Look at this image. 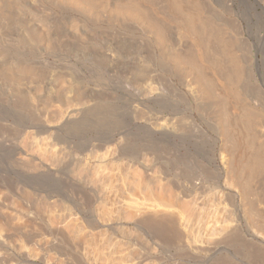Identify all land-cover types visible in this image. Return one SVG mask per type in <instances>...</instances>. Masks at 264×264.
<instances>
[{
	"label": "rangeland",
	"instance_id": "1",
	"mask_svg": "<svg viewBox=\"0 0 264 264\" xmlns=\"http://www.w3.org/2000/svg\"><path fill=\"white\" fill-rule=\"evenodd\" d=\"M26 1H29V6L31 5V7L26 9L28 11L23 10L24 12H22V14L25 13L23 16L30 18L26 19L24 23H19V26H10L14 28L17 27L16 29H18V27L22 28V31L19 29V32H17L18 30H12V28L9 27L10 29L8 28V32L6 26L4 28V35L6 34V36L3 37V40L0 39V51H2L0 52L2 54H0V59L3 58V55H6L5 57H8L9 60L11 59L10 61L14 62V64L11 62L14 66V68L11 67L14 72L9 71L14 75L9 73L11 76L9 77L7 76L9 75L8 73H4L3 71L0 72V186H3L2 181H4V178L15 183H20L27 179L31 181L35 180L33 182L38 186L41 192L43 191L41 196L43 195V199L45 200H40V204L29 211V209L27 210V205L24 204L25 202L21 200L22 197L25 196H22L24 191L22 189H19L22 190L19 191L18 188L20 187L18 185L16 188L17 190L15 189V191L12 192L4 186L5 189L0 187V189H2L0 190V195L2 197H0V201L4 199L1 202L11 207L19 208V211H21L20 209L23 211V213L20 212L22 214L18 216V214H15V211L13 212L12 208H4V206L2 208L0 206V209H3L1 210L2 213L11 221L9 226H5L3 224L4 219L0 215V235H3V244L5 243V245H7V247L3 245V247L0 248V264H46L42 263L39 259L38 254L41 251L39 247L41 244L46 247L48 245L49 248L47 247V249L51 253L52 251L49 250V245L51 243H64L60 241L61 233L68 236V242L71 245V249L73 248V253H75L76 248H83L82 246L88 244L89 241L93 242L92 239L88 241L90 237H85L87 238V241H85L86 239H83L84 237L81 235L75 236V234L81 233L78 232V230L83 228L89 230V225H91V223L92 226H97L98 230L107 233L105 239L108 240V234H110V238H112V231L107 227L106 223L108 221H104L106 218H104V214H102L104 212L102 204L100 205L99 203L101 202H96V200L94 202V198H92L88 186L91 182H97L95 186H97V190L101 192L100 184L102 180H109L107 179L108 177L110 179L120 178L118 174L120 170L118 169L117 171V167L120 169L122 168L121 170L124 172V174H122L123 178H131L132 180L139 181L141 177H139V169H141L139 166L142 164L150 165L149 171H152V174L150 172L145 177L146 179L148 178L147 180L149 183L151 182L150 184H152V187L156 188L157 192L160 191L159 187H161V191H164V193H167V191H165L167 187L168 192L174 190L173 192L183 196L180 205L184 204L181 207L184 210L182 211V209L179 208L180 212L185 213L184 216L187 217L191 214L188 220L187 217L183 215H176V218H173L175 219V223L174 220L171 222L170 219L172 218L168 217V214H165L163 218L168 217L165 219H167V221L170 220V223L168 222L169 225L175 224V227L167 225V222L165 223L166 225H164L167 227L169 226V228L171 227L170 230L172 234L175 233V236L173 235L171 239L169 236L167 239L168 242L170 240L168 243L169 247H166L167 244H165V246L164 244L157 246L145 236L143 238L141 233V236H139V232L136 231V227L134 229L133 224L126 225V228L124 227L125 230H123L125 232H122L123 235H129L128 237H131L135 241L136 238L139 237L137 238V242L139 243L136 242L135 248L132 247V250L134 249L132 253L135 251V254H138V252H142L147 248L149 258L143 264H219L217 259L225 255L232 258L237 256L236 261L239 264H249L250 262H252V264H264V171H259L257 170V166L256 168L253 166L254 163V165H258L254 160L261 155L260 153H264V0H198L199 6L196 5V0H189L190 3L187 1V8H189V11H186L187 13L183 11L184 9L186 10V7L183 6V4L186 5V0H181V2H179L180 0H176L171 4L168 3V5L167 2L165 3V0H162L163 4L160 3L161 0H151V3H149L150 0H89V2L88 0H84V3L82 2L83 0H78L80 1L79 3L77 0H72L71 3L68 2V0H52V3H54V1L57 3L58 1L57 5L56 3H54V5L48 2L49 0H33L35 1L34 3H32V0V2L30 0ZM121 1L124 3L122 9ZM166 1L171 2L169 0ZM182 1L183 4L181 5L183 9H181L180 4L178 5V3H182ZM62 2L63 4L66 2V4L63 5ZM80 3H82L81 5L83 8ZM126 3L127 6L135 4L133 6L135 11L132 7L124 6ZM175 3L178 5L176 8ZM65 6L67 8H65ZM136 6L140 8V11L135 14V12H137L136 10H138ZM168 6L169 8L173 6L174 9L171 7L172 9L170 8V11L169 8H167ZM55 7L58 8L56 9ZM117 7L119 8L117 9ZM127 8L132 9L131 11H134V13L132 12L134 15H131V11ZM159 8L160 10H158ZM194 8H196V10ZM29 9L30 13H32L31 10H34V13H32L34 15L29 14ZM89 9H91V12ZM120 9L121 11L123 9L126 11L128 10V12H122H125L124 14L128 13L129 15L120 14ZM193 9L194 14L201 13L203 18L200 15H196L197 17H194L195 15H192L193 17L190 15L193 18L190 17L192 20L189 18L192 24L196 18L194 25H199L197 19L198 16H200L202 19L199 17L200 20H198L200 22L204 21L202 25L212 28V30L209 28L211 36L209 32H207L209 36L205 33L208 31V28H204L206 31L202 32L209 37H202L203 41L201 44L203 43L202 46H204L202 47V51L207 48L204 45L207 43L204 39L208 38L207 40L210 41V46L208 42L207 44L209 47L205 50L208 51L210 49L209 54L203 52L204 55L205 53L207 54V58L203 57L204 55H202V57L199 56L198 52L199 49L201 50V44L199 46L195 45V40L192 38L193 36L187 35L184 37V35H186L183 31V27L186 25L184 19H186L185 17H187L189 12V14H193ZM168 11H170V13ZM143 12L147 14V17L143 15ZM157 12L159 14H157ZM175 12L177 15L181 13L182 15L179 14L181 17L179 15L177 17V15L174 14ZM42 13L44 16H41L43 15ZM152 13H154V16ZM54 14L56 17L59 15L57 18L62 17L63 19L61 18V20L64 22L71 18L68 22H65L68 28H62V30H66V32L63 31V33L66 34H62L64 39L62 35H60L58 39L57 36H52L54 39L58 40L56 41L57 46L61 40V43H64L61 45L62 47L60 46L61 48L57 47L52 50V52L54 51L53 53L56 54H53L51 51L50 53L46 52V45H44L45 43L41 40H39L41 42L34 41L35 43L31 44V46H33L29 48V44L24 43L19 35H15L20 32L23 33L24 30L28 31V29L31 31V24L40 21L39 18L45 17L47 19V17L50 18L53 15L52 19H54ZM148 14H151L150 17ZM184 14H186V16ZM36 15H38V18ZM64 16H67L66 18L68 19ZM158 16L161 17L159 18ZM169 16H171L172 19ZM153 17L156 20L165 19V22L161 20L156 21ZM178 18H180V20ZM148 19L150 23L147 21ZM152 19L154 22L150 21ZM177 19L179 20L177 22L182 24L181 26L176 23ZM189 19L188 22L190 21ZM28 21L32 22L30 26ZM73 21L75 24L72 23ZM159 21L163 23L162 25L160 24L162 26V28L160 26V29L164 32L162 33L161 31L164 36L162 38H165V42L162 38L160 39L157 37L158 34H152L153 30V33L157 31L156 26L158 25L155 24ZM181 21L185 24L184 26ZM26 22L28 23L26 24ZM195 22H197V24H195ZM70 24L74 26V28H72ZM46 26L49 27L48 24H45L44 29L47 28ZM203 26L200 25L197 27H200L202 31ZM153 27H155V29ZM181 27L182 29L180 30L179 28ZM75 28L79 30L75 32ZM200 28L196 29V33L200 31ZM72 29L74 31H72ZM198 29L199 31H197ZM179 31H182L181 33L183 34ZM200 32L196 35L202 34ZM95 33L98 37L100 34V37L98 38ZM76 34L81 37L79 38ZM92 35L97 38L94 39ZM210 37H213V40H210ZM54 39L52 43H54ZM65 42L67 43L65 44ZM191 43L196 49L193 48ZM67 44H70L71 52L67 50L66 47H63ZM67 48H69L68 45ZM75 48H77V50ZM58 49L59 51L57 52L56 50ZM3 52H6V54H3ZM190 54L195 57L193 63L199 61L196 63L201 64V61L210 68L208 67V69H205V66L203 68V64L201 66H196L195 63L192 69V64L190 65V63H192L191 58L193 57ZM182 57L185 58L182 60ZM210 57H213V59L215 58V63L213 65L212 63L214 61L212 58L210 59ZM174 58H176L177 61H175ZM179 58L182 61L186 59L185 62L187 63H182ZM187 58L189 60L191 59L190 63L187 61ZM203 58L207 60L205 59V61ZM1 60L3 61V59ZM9 60H5V62H10ZM208 62L212 63L208 64ZM17 63L20 65H16ZM216 63L217 67L214 68ZM187 64L191 66V69ZM1 65L0 63V67ZM128 66H130V68ZM218 66H221V68ZM233 66H236L237 70L235 69L236 67ZM218 68H220V70ZM16 69H18V71ZM231 69H233L235 76H239L235 77L234 81V74L231 73V76L229 74L232 78L230 81H232V84L234 83L233 85L236 88L232 86L231 83L230 85L229 79L228 82L227 76L226 78L224 76L227 71L232 72ZM19 70L22 73L19 72ZM24 71L26 72L23 73ZM218 71L221 73H218ZM234 71L240 72L236 74ZM17 72L18 74L21 73L20 76H23L21 78L17 77V75H15ZM197 74L198 76L199 74L201 75L200 79ZM218 74L224 77L221 78ZM195 76L196 80L199 79L201 81L202 78L206 83L205 85L203 81L200 82L199 80L197 82L198 86L200 83H203L202 85L205 86L203 87L206 88V95H200L202 92L197 90L198 88L196 87L198 86L196 85ZM193 79L195 81H193ZM226 83L229 85L228 88L230 86L232 87V89L229 88V91H227ZM207 89H209V92ZM230 90H233L234 95L229 93ZM234 91L240 93L238 94ZM197 92L200 93L198 94ZM236 94L240 99L238 97H232ZM252 96L257 99H253ZM236 98H238V100ZM252 99L255 100V103L256 101L258 103L252 105ZM247 105L249 106L247 107ZM73 110H75V112ZM71 111L74 112V114L71 113ZM245 112L248 113L246 114ZM243 113L244 116L246 114V117L242 116ZM250 117H253L252 123L254 124L251 126ZM243 118L246 121L243 120ZM242 120L244 121L243 123ZM247 120L250 122L248 126H246ZM32 133L34 138L32 137ZM229 138H236L240 143L237 142L234 148L230 145L231 142ZM24 142H30L31 144H25ZM33 142L34 145L32 146ZM13 144L18 145V151H23V147H19V145L21 146L22 144H24L22 146L25 147L29 144L33 149L35 148V152L33 151L35 153L34 157H36L34 161L31 163L21 159L23 157L20 154L21 151L18 153L20 155H18V151L12 147ZM236 147H238V149H236ZM25 149L31 152L33 150L31 147H26L24 150ZM256 149L260 151L259 154H256L258 152H256ZM238 152L240 157L242 155L241 158ZM236 154H238L240 158L239 161ZM253 154L254 156L251 157ZM102 156L104 157L103 159L100 158ZM248 158L251 162H254L252 165L251 162L248 161ZM97 159L98 161H102L100 162L102 164L100 168L97 166L100 164H97ZM226 159L232 160L234 164L236 160L241 162L239 164H241V167L244 166L243 170L245 176H248L247 174L253 171L252 168H254V171L256 169L255 172H252L253 175L257 171L263 173H256L254 175L255 177L253 176V180L251 177L252 173L249 174L250 176H248V178L244 176L246 178L245 180L244 177H241L246 183L244 184L242 181L241 188L247 186L249 189L250 187L248 185L253 182V186L251 185L253 190L247 189L248 191H253V193H247L249 197L246 196L247 194L243 197H240V195L237 196V189L233 185H231L232 187L228 185V183L231 184L232 181L230 172L232 174L234 164ZM243 160L244 162H242ZM256 161L259 162L258 160ZM223 162L225 164H223ZM93 164L95 165V170L99 168L98 173L94 171ZM230 165L233 167L232 169H230ZM107 167H109L110 170ZM111 167H115L114 170L117 171L116 174L118 175L112 174L115 171L111 173V170H113ZM241 167L240 170L242 171ZM245 167L248 173L245 171ZM134 168L138 170L134 171ZM250 168L251 170H249ZM241 171L239 172L243 175ZM136 172L138 174H135ZM168 172L170 173L168 174ZM149 174H151L152 177ZM153 174L156 175L154 176ZM136 175H138L139 178ZM93 177H96V180ZM249 178L250 180L248 181ZM80 179L86 182V185ZM88 180L90 182H88ZM97 180H99V183ZM74 181H81L83 187L85 185V189L82 191L86 192L81 191L79 194L83 193L82 195H76L75 191L72 190V186H70ZM158 182H162V185L158 184ZM214 182L226 187L225 190L223 189L224 192H221L220 195H217L219 193L217 191L218 189L214 187ZM63 191H65L68 197L73 194L75 197H83L82 202H84V204L82 203V206L84 210H82L83 208L81 206L80 214L74 208L73 210L76 214L78 213V215L74 214L71 215L73 216L71 217L69 214H66L68 212L62 206L66 201L61 195L64 193ZM72 191H74L73 194ZM68 192L71 194L69 195ZM47 194H51L50 196L52 198L46 200ZM55 196L56 198H54ZM244 197H246V200ZM193 200H198V202L201 201V210L198 209L201 206L195 207L193 205ZM41 201H43V205ZM46 201H48V203ZM247 201L249 207H252L250 209L251 211L248 209V205L246 206ZM86 202L88 205H86ZM219 202H221V204ZM223 206H228L227 208L230 209V213L232 211L231 214L233 216L229 211L227 213V210ZM186 207L187 209H185ZM89 209L93 211L91 212ZM187 210H191L188 215L186 212ZM248 210L250 212H248ZM32 211L33 214L30 215ZM245 211L247 214L251 213L250 219V215H244V213H246ZM58 214H62L63 216H58ZM64 214L68 217L66 215V217H64ZM28 216L31 217L29 218ZM191 216L193 219H190ZM229 216L235 220L230 224L231 227L230 225L226 227V221L231 219ZM55 217H61L62 219L57 218L59 219L57 220ZM53 218L56 219V223H53L55 222ZM94 218L96 221H99L93 222L92 219ZM101 219H103L104 222ZM52 220L53 222H51ZM252 222L254 225H252ZM16 226H20L21 228L19 227L18 229L22 231H19ZM46 227L54 228L53 230L58 233L56 232L53 236L47 235ZM129 227H132V229ZM74 229L76 231H74ZM233 229H239L238 231L236 230L237 233L239 232L238 237L240 238L236 239L239 244L230 237V231H234ZM106 230L111 232L108 233ZM133 230L138 233H134ZM73 232L75 234H73ZM4 235L5 238L3 239ZM78 236L82 238L80 239ZM57 237H59V239ZM98 237H100V240L97 238V242L103 243L105 239L101 236ZM8 238L10 239V243L7 241L9 240ZM240 239L241 241L239 242ZM43 240H45V242H43ZM172 241L173 243L170 244ZM39 244L40 246H38ZM69 244L67 243V245ZM228 245L230 248H228ZM142 248L144 249L142 250ZM53 252L50 255L53 256ZM99 262L97 261V264H99ZM52 263L68 264L65 261L60 262L55 259Z\"/></svg>",
	"mask_w": 264,
	"mask_h": 264
},
{
	"label": "bare ground",
	"instance_id": "2",
	"mask_svg": "<svg viewBox=\"0 0 264 264\" xmlns=\"http://www.w3.org/2000/svg\"><path fill=\"white\" fill-rule=\"evenodd\" d=\"M31 1V0H30ZM33 1V0H32ZM31 1V2H32ZM56 1V0H55ZM54 1V3H56ZM60 1H63V0H60ZM65 1V0H64ZM67 1V0H66ZM92 1V0H91ZM135 1V0H134ZM138 1V0H137ZM149 1V0H148ZM154 1V0H153ZM152 1V2H153ZM157 1V0H156ZM169 1H171V2H168V1H166L165 0V3L167 2V5H168V3H172V2H174V1H176V0H169ZM184 1V0H183ZM183 1H182V3H178V5L180 4H183ZM187 1H189V0H186L185 1V4L186 5H184L183 4V6H185L186 7V10L184 9L183 11L184 12H188L189 11V8H187L188 7V4H187ZM191 1V0H190ZM190 1L188 2V3H190ZM193 1V0H192ZM198 0H196V2L195 3H197L196 5H198V2H197ZM35 1H33L32 3H34ZM48 2H53L52 0L50 1H48ZM68 2H72V0L70 1V0H68ZM75 2V1H74ZM77 2L79 3L80 1H78L77 0ZM76 2V3H77ZM83 3H84V0L82 1ZM88 2H89V0H88ZM87 2V3H88ZM123 1H121L120 3H122ZM179 2H181V0L179 1ZM54 3H52V4H54ZM91 3V2H90ZM136 3V2H135ZM138 3H140V2H138ZM149 3H151V0H150V2ZM160 3H162L163 4V2H162V0H161V2ZM194 3V2H193ZM200 3V2H199ZM37 4V3H36ZM51 4V5H52ZM58 4V1H57V3H56V5ZM60 4V3H59ZM62 4H63V2H62ZM61 4V5H62ZM66 4V2L63 4V5H65ZM82 3H80V5H81ZM123 4L124 3H122V7L120 6V5H118V6H120L121 7V9L123 8ZM129 4H131V3H129ZM128 4V5H129ZM148 4V3H147ZM154 4V3H153ZM33 5V4H32ZM55 5V4H54ZM61 5H59V6H61ZM68 5V4H67ZM66 5V6H67ZM72 5H73V3H72ZM71 5V6H72ZM86 5V4H85ZM91 5V4H90ZM95 5V4H94ZM132 5V4H131ZM131 5H129V6H127V3L124 5V6H126V7H132L133 8V6L135 5V4H133L132 6ZM146 5V4H145ZM165 5V4H164ZM166 5V6H167ZM173 5H174V3H173ZM178 5H177V3H175V8H176V6L178 7ZM193 5V4H192ZM192 5H191V7H192ZM34 6V5H33ZM58 6V7H59ZM65 6V8H67ZM76 6V5H75ZM82 6V5H81ZM80 6V7H81ZM88 6V5H87ZM138 6V5H137ZM137 6H136V9H138V10H136L137 12H135V14L136 13H139V9L140 8H137ZM153 6V5H152ZM156 6V5H155ZM160 6V5H159ZM182 5H181V9H183L182 7H183ZM195 6V5H194ZM199 6V5H198ZM29 7H31V5L29 6V1H26V0H0V39L1 40H3V37L4 36H6V34L4 35V33H5V31H4V28L7 26V30H8V28L10 27V26H19V23H24V21H26V19H29L30 17H24L23 15L25 14H22V12H24L23 10H25V11H28V10H26V9H28ZM43 7V6H42ZM47 7V6H46ZM58 7H55L56 9L58 8ZM62 7H64V6H62ZM70 7V6H69ZM73 7V6H72ZM78 7V6H77ZM77 7H76V9H77ZM93 7V6H92ZM91 7V8H92ZM102 7V6H101ZM157 7V6H156ZM164 7V6H163ZM171 7H173V6H171ZM170 7V8H171ZM82 8H83V6H82ZM84 8H86V7H84ZM97 8V7H96ZM119 7H117V9H118ZM147 8V7H146ZM167 8H169V6L167 7ZM170 8H169V10H170ZM196 8H198V7H196ZM196 8H194L195 10H196ZM32 9V8H31ZM50 9V8H49ZM74 9V8H73ZM80 9V8H79ZM87 9V8H86ZM86 9H84V10H86ZM121 9L119 10V13L121 14H124L122 11H126L125 9H123L122 11H121ZM127 9H129V8H127ZM155 9V8H154ZM172 9V8H171ZM173 9H174V7H173ZM180 9V11L183 13V11ZM188 9V10H187ZM194 9H193V11H192V13L193 14H187V17H188V15H189V17L187 18V17H185L186 16V14H184L183 16L186 18V19H184L185 20V22H186V25L183 23V21H181L182 23H183V31L186 33V35H184V37L185 36H187V35H190V36H193L192 38L195 40V45H197V46H199L200 44H201V42L203 41V38L202 37H208L209 35L211 36V31H209V28L208 27H205V25L203 26L202 24H204L202 21V23L199 21L200 19H199V17L201 16V13L200 14H194ZM60 10H61V8H60ZM72 10V9H71ZM88 10V9H87ZM91 9H89V11H90ZM130 11L132 10V9H129ZM133 10H134V8H133ZM141 10H143V9H141ZM151 10V9H150ZM158 10H160V8L158 9ZM198 10V9H197ZM32 11V13H34V10H31ZM52 11V10H51ZM63 11V10H62ZM129 11V12H130ZM135 11V10H134ZM134 11H131L130 12V14L131 15H134V14H132V12L134 13ZM171 11V10H170ZM170 11H168L169 13H170ZM179 11V12H180ZM36 12V11H35ZM57 12V11H56ZM61 12V11H60ZM88 12V11H87ZM91 12V11H90ZM118 12V11H117ZM126 12H128V10L126 11ZM145 12V11H144ZM143 12V15H146L145 17H147V14H145ZM159 12V11H158ZM157 12V14H159V13H161V12H159L158 13ZM167 12V13H168ZM186 12V13H187ZM202 12V11H201ZM32 13H30V9H29V14H32ZM141 13V12H140ZM163 13V12H162ZM168 13V14H169ZM197 13V12H196ZM28 14V15H29ZM38 14V13H37ZM43 14V13H42ZM86 14V13H85ZM128 13H126V14H124V15H127ZM154 13H152V15H153ZM164 14H166V13H164ZM163 14V15H164ZM167 14V15H168ZM171 14H172V12H171ZM175 15H177V13L175 12L174 13ZM173 14V15H174ZM182 15L181 13H178V15ZM204 14V13H203ZM32 15H34V14H32ZM45 15H47V14H45ZM63 15V14H62ZM61 15V16H62ZM94 15V14H93ZM97 15V14H96ZM129 15V14H128ZM130 15V16H131ZM149 15V14H148ZM151 15V14H150ZM150 15H149V17H150ZM156 15V14H155ZM170 15V14H169ZM178 15H177V17H178ZM179 15V16H180ZM192 15H195L194 17H197L196 15H200V16H198V19H197V21L199 22L198 24L199 25H197V26H203V29H202V31H201V28L200 27H197V26H195L194 25V21H195V19H194V21H193V24H192V22H191V20L193 19L191 16ZM37 16V18H38V15H36ZM40 16V15H39ZM41 16H44V14L43 15H41ZM40 16V17H41ZM49 16H50V14H49ZM53 16V15H52ZM52 16L50 17L51 19H52ZM54 16H55V14H54ZM59 16V15H58ZM57 16V17H58ZM154 16V15H153ZM172 16V15H171ZM171 16H169L170 18H171ZM33 17H35V16H33ZM56 16H55V18L54 19H50V18H48L47 17V19L45 18V17H42V18H39L40 19V21H37V23H32V22H29V26H30V23H32L31 24V26H30V28H32V30L30 31V29H28V31L26 30H24V32L23 33H18V34H15V35H19V37L24 41V43H27V44H29L28 46H29V48H30V46H31V44L32 43H35L36 41H38V42H41V41H43L44 43V45H46L45 46V51L46 52H49L50 53V51L52 52V50H54V49H56L57 47H60L61 45H63L64 43H61L62 42V40H61V42L59 43V45L57 46V43H56V41H58V40H56V39H54L53 37H56L57 36V39L60 37V35H62V34H64L63 33V31L64 32H66V30H62V28L63 29H65V27H67L68 25L67 24H65V22H68V20H70V19H68V18H66L65 16V18L66 19H68V20H66L65 22L63 21V20H61V18L62 17H59V18H57ZM131 17H133V16H131ZM136 17V16H135ZM143 17V16H142ZM159 17V16H158ZM161 17V16H160ZM159 17V18H160ZM181 17V16H180ZM192 19H191V18ZM202 18H203V16H201ZM200 17V18H201ZM144 18V17H143ZM152 18V17H151ZM163 18V17H162ZM191 20H190V19ZM201 18V19H202ZM36 19V18H35ZM49 19V20H48ZM63 19V18H62ZM73 19V18H72ZM147 19V18H146ZM153 19H154V17H153ZM153 19L152 20H150L151 22H154L153 21ZM164 19V18H163ZM172 19V18H171ZM170 19V20H171ZM174 19V18H173ZM179 20H180V18H178ZM176 20V23H178L177 21H179V20ZM182 19H183V17H182ZM188 19L190 20L189 22H188ZM205 19V18H204ZM203 19V20H204ZM31 20H32V18H31ZM36 20H38V19H36ZM144 20V19H143ZM154 20H156V19H154ZM158 20H161V19H157L156 21H158ZM165 20V19H164ZM164 20H161L162 22L164 21ZM187 20V21H186ZM205 20H207V19H205ZM146 21V20H145ZM148 22H149V19L147 20ZM161 21H159V22H161ZM175 21V20H174ZM210 21V20H209ZM28 22H26V24L28 23ZM41 24H39V23ZM77 22V21H76ZM158 22V23H159ZM156 23L155 25H158L159 26V28H158V26H156L157 28H156V32L155 33H153L154 32V30H153V32H152V34H158L157 35V37L158 38H162V37H164L163 35H162V33H164L161 29H160V26L163 24V23ZM165 22V21H164ZM16 23H18V24H16ZM71 23V22H70ZM73 24H75L74 23V21L72 22ZM150 23V22H149ZM148 23V24H149ZM26 24H24V25H26ZM43 24V25H42ZM45 24H48V26L49 27H47L46 29H44L45 28ZM78 24V23H77ZM76 24V25H77ZM147 24V23H146ZM151 24H153V23H151ZM150 24V25H151ZM161 24V25H160ZM178 24H180V22L178 23ZM195 24H197V22H195ZM206 24V23H205ZM211 24V23H210ZM21 25V24H20ZM71 25V24H70ZM81 25V24H80ZM108 25V24H107ZM154 25V24H153ZM164 25H165V23H164ZM175 25V24H174ZM182 24H180V26H181ZM28 26V27H29ZM42 26H43V28H42ZM72 26V25H71ZM70 26V27H71ZM149 26V25H148ZM168 26H170V25H168ZM168 26H166V27H168ZM177 26V25H176ZM22 27V26H21ZM52 27V28H51ZM69 27V28H70ZM77 27H78V25H77ZM80 27V26H79ZM179 27V26H178ZM196 27V28H195ZM10 28H12V30H14V29H16V28H14V27H10ZM9 28V29H10ZM68 28V27H67ZM72 28H74V26H72ZM154 29H155V27H153ZM161 28H162V26H161ZM197 28H200V31H199V29L197 30V31H199L200 33H202V32H205L206 31V29H204V28H208V31H206L205 33H207V32H209L210 34L208 35V33L206 34V35H208V36H206L205 35V33H202V34H200V35H196V34H198V33H196V29ZM19 29L21 30L22 28H19L18 27V29H16V31L17 32H19ZM25 29V28H24ZM149 29H150V27H149ZM160 29V30H159ZM180 30L182 29V27L181 28H179ZM211 30H212V28H210ZM68 30H70V29H68ZM67 30V31H68ZM79 30V29H78ZM78 30H76V28H75V32L76 31H78ZM89 30V29H88ZM151 30V29H150ZM164 30H165V27H164ZM204 30V31H203ZM11 31V30H10ZM22 31V30H21ZM72 31H74L73 29H72ZM81 31V30H80ZM103 31V30H102ZM116 31V30H115ZM161 31H162V33H161ZM7 32V31H6ZM8 32H9V30H8ZM14 32V31H13ZM12 32V33H13ZM62 32V33H61ZM180 32V31H179ZM182 32V31H181ZM180 32V33H181ZM73 33V32H72ZM99 33V32H98ZM97 33V34H98ZM216 33V32H215ZM7 34H9V33H7ZM14 34V33H13ZM66 34V33H65ZM64 34V35H65ZM93 34V33H92ZM119 34V33H118ZM167 34V33H166ZM165 34V35H166ZM181 34H183V33H181ZM10 35V34H9ZM8 35V36H9ZM12 35V34H11ZM77 36H78V34H76ZM75 35V36H76ZM95 35H96V33H95ZM112 35V34H111ZM213 35V34H212ZM218 35V34H217ZM14 36V35H13ZM13 36H11V37H13ZM53 36V37H52ZM87 36V35H86ZM92 36H94V35H92ZM97 36V35H96ZM153 36V35H152ZM155 36V35H154ZM215 36V35H214ZM219 36V35H218ZM64 36L62 35V38H63ZM79 37V36H78ZM81 37V36H80ZM79 37V38H80ZM98 37V36H97ZM97 37H95L94 36V39L95 38H97ZM99 37H100V34H99ZM98 37V38H99ZM19 38V39H20ZM76 38V37H75ZM189 38V37H188ZM209 38V37H208ZM208 38H206V39H204L205 40V42H209V46H210V41H208L207 39ZM216 38V37H215ZM214 38V39H215ZM218 38V37H217ZM18 39V38H17ZM16 39V40H17ZM53 39H54V43H52L53 42ZM64 39V38H63ZM78 39V38H77ZM127 39V38H126ZM159 39V40H160ZM163 39V38H162ZM165 39V38H164ZM163 39V41L165 42V40ZM191 39V38H190ZM213 40V37L211 38L210 37V40ZM220 39V38H219ZM218 39V40H219ZM22 40H21V42H22ZM39 40H41V41H39ZM79 40V39H78ZM109 40V39H108ZM218 40H215V41H218ZM20 41V40H19ZM35 41V42H34ZM59 41H60V39H59ZM75 41V40H74ZM158 41V40H157ZM163 41H160V42H163ZM219 41H221V40H219ZM18 42V41H17ZM64 42V41H63ZM67 42H69V41H67ZM67 42H65V44L67 43ZM81 42V41H80ZM163 42V43H164ZM192 42V41H191ZM70 43V42H69ZM162 43V44H163ZM193 43V42H192ZM191 43V44H192ZM204 44L205 45V47H209L208 46V44ZM223 43V42H222ZM42 44V45H43ZM166 44V43H165ZM213 44H214V41H213ZM215 44H216V42H215ZM229 44V43H228ZM13 45V44H12ZM22 45V44H21ZM26 45V44H25ZM24 45V46H25ZM35 45V44H34ZM39 45V44H38ZM67 45L69 46V48H67ZM66 46L64 45L63 47H66V49L67 50H69L70 51V44H67ZM77 45V44H76ZM80 45V44H79ZM106 45V44H105ZM114 45V44H113ZM118 45V44H117ZM133 45V44H132ZM157 45H158V43H157ZM161 45V44H160ZM203 45V43L200 45L201 46V50L199 49V52H198V54H199V56H201L202 57V55H204L203 54V52H207L208 54H209V50L208 51H205L206 49H204V51H202V47H204V46H202ZM217 45V44H216ZM218 45H220V44H218ZM230 45V44H229ZM33 46V45H32ZM31 46V47H32ZM36 46V45H35ZM110 46V45H109ZM192 46H193V44H192ZM44 47V46H43ZM62 47V46H61ZM60 47V48H61ZM74 47V46H73ZM132 47V46H131ZM36 48V47H35ZM88 48V47H87ZM112 48V47H111ZM130 48V47H129ZM193 48H195L194 46H193ZM4 49V48H3ZM2 49V50H3ZM62 49H64V48H62ZM76 50H77V48H75ZM114 49V48H113ZM196 49V48H195ZM195 49H193V50H195ZM8 50V49H7ZM71 50H73V49H71ZM193 50H192V52H193ZM6 51V50H5ZM57 52L59 51V49L58 50H56ZM55 51V52H56ZM63 51V50H62ZM62 51H61V53H62ZM66 51V50H65ZM103 51H104V49H103ZM196 51V50H195ZM0 52H2V51H0ZM54 52V51H53ZM52 52V53H53ZM68 52V51H67ZM71 52V51H70ZM73 52V51H72ZM78 52H80V51H78ZM188 52H191V51H188ZM187 52V53H188ZM64 53V52H63ZM94 53V52H93ZM194 53V52H193ZM192 53V54H193ZM1 54V53H0ZM3 54H6V52L4 53L3 52ZM53 54H56V53H53ZM52 54V55H53ZM75 54V53H74ZM80 54V53H79ZM92 54V53H91ZM192 54H190L191 56H192ZM195 54H197V53H195ZM2 55V54H1ZM46 55V54H45ZM48 55V54H47ZM85 55H86V53H85ZM176 55V54H175ZM181 55V54H180ZM188 55V54H187ZM194 55V54H193ZM206 53H205V55L203 56V57H206ZM6 55H3V58H1V59H3V61L0 59V63L2 64L1 65V67L2 66H5V67H0L1 69H0V72L1 71H3L4 73H11V72H9V71H13V69L11 68V67H13L14 68V66H13V64H14V62L13 61H10L9 59H8V57H5ZM73 56V55H72ZM77 56H78V54H77ZM80 56V55H79ZM82 56V55H81ZM92 56V55H91ZM181 56H183V55H181ZM181 56H179V57H181ZM195 56H197V55H195ZM208 56H211V55H208ZM1 57V56H0ZM75 57V56H74ZM83 57V56H82ZM186 57V56H185ZM185 57H182V60H183V58H185ZM188 57H190V56H188ZM193 57V56H192ZM6 58V59H5ZM28 58V57H27ZM26 58V59H27ZM194 58L195 57H193V58H191L192 59V61H191V59L189 60L188 58V62L190 63V61L192 62V63H190V65L192 66V69H193V65L197 62H199V61H196L195 63H193V61H195L194 60ZM207 58V57H206ZM206 58H203V60H205ZM213 59V57H210V59ZM9 60L10 62H5V60ZM81 59V58H80ZM175 59V61H177L176 60V58H174ZM180 59V58H179ZM198 59V58H197ZM209 59V60H210ZM215 59V58H214ZM214 59H213V61H214ZM47 60V59H46ZM181 60V59H180ZM179 60V61H180ZM181 60V61H182ZM207 60V59H206ZM205 60V61H206ZM208 60V61H209ZM178 61V62H179ZM185 61H186V59H185ZM185 61H182V63H187V62H185ZM212 61V60H211ZM3 62V63H2ZM5 62V63H4ZM11 62H13V64L11 63ZM27 62V61H26ZM36 62V61H35ZM178 62H177V64H178ZM47 63V62H46ZM181 63V62H180ZM181 63V64H182ZM188 63V64H189ZM196 63V66L197 65H202L203 63L200 61V63L201 64H197ZM210 63H212V62H208V64H210ZM215 63V61L212 63V65ZM29 64V63H28ZM34 64V63H33ZM103 64V63H102ZM187 64V65H188ZM220 64V63H219ZM16 65H20V64H16ZM30 65V64H29ZM29 65H27L28 67H30ZM190 65H188V67L190 66ZM216 66L214 67V68H216L217 67V63L215 64ZM191 66H190V69H191ZM204 66H205V69L207 68L208 69V67L206 66V65H204L203 64V68H204ZM238 66V65H237ZM240 66V65H239ZM16 67V66H15ZM21 67V66H20ZM19 67V68H20ZM33 67V66H32ZM129 68H130V66H128ZM195 67V66H194ZM212 67V68H213ZM218 67H220L221 68V66H218ZM233 67H236V66H233ZM16 68H18V67H16ZM31 68V67H30ZM38 68V67H37ZM186 68V67H185ZM201 69H203L202 67H200ZM210 68V67H209ZM220 68H218L219 70H220ZM12 69V70H11ZM190 69H188V70H190ZM217 69V70H218ZM230 69V68H229ZM236 70H237V67L235 68ZM241 69V68H240ZM239 69V70H240ZM17 71H18V69H16ZM15 70V71H16ZM22 70V69H21ZM30 70V69H29ZM43 70V69H42ZM45 70V69H44ZM187 70V69H186ZM214 70H216V69H214ZM222 71H224L223 69H221ZM232 70V72H230V71H227V73H225V78H226V76H227V81H228V79H229V81L230 80H232V78L230 77L231 76V73H233V69H231ZM235 70V71H236ZM192 71V70H191ZM234 71V72H235ZM2 72V73H3ZM14 72V71H13ZM19 72H21L20 70H19ZM26 71H24L23 73H25ZM217 72V71H216ZM225 72V71H224ZM230 72V73H229ZM237 72H240V71H237ZM237 72H235L236 74H237ZM22 73V72H21ZM21 73H19L18 74V72H17V74L15 73V75H17V77H22V76H20V74ZM41 73V72H40ZM49 73V72H48ZM218 73H221L220 71H218ZM242 73V72H241ZM1 74V73H0ZM13 73H11V75H12ZM32 74V73H31ZM33 74H35V73H33ZM217 74V73H216ZM229 74H230V76H229ZM234 74V73H233ZM240 74V73H239ZM14 75V74H13ZM19 75V76H18ZM218 75H220V74H218ZM7 76H9V77H11L10 76V74L9 75H7ZM28 76V75H27ZM41 76V75H40ZM39 76V77H40ZM46 76V75H45ZM49 76V75H48ZM197 76H198V74H197ZM200 74H199V79H200ZM221 76V75H220ZM223 75L221 76V78H223L224 77ZM234 76V78H233V80L235 79V77H239V76H235V74L233 75ZM8 77V78H9ZM34 77H35V75H34ZM37 77V76H36ZM229 77V78H228ZM16 78V77H15ZM15 78H12V79H15ZM194 78V77H193ZM220 78V79H221ZM231 78V79H230ZM199 79H197L196 80V76H195V80H196V85H197V82H198V80ZM35 80V79H34ZM194 79H193V81H195ZM224 80V79H223ZM226 80V79H225ZM237 80V79H236ZM17 81V80H16ZM200 81V80H199ZM203 81V79L201 78V81L200 82H202ZM228 81V82H229ZM235 81V80H234ZM233 81V82H234ZM51 82V81H50ZM204 82V81H203ZM223 82H225V81H223ZM205 83V82H204ZM232 84V81H230L229 82V84ZM239 83V82H238ZM51 84V83H50ZM199 84V83H198ZM203 83H200L199 84V86L198 87H196V88H198L197 90L198 91H200V92H202V93H200V92H197L198 94L200 93V95L201 94H205L206 93V88H204L205 86L204 85H202ZM230 84V85H231ZM234 84V83H233ZM232 84V86H234ZM236 84V83H235ZM29 85V84H28ZM205 85H206V83H205ZM226 88L228 89L227 91H229V88H231L232 89V87L230 86L229 88H228V83H226ZM204 86V87H203ZM237 86V85H236ZM235 87V86H234ZM196 88H194V89H196ZM208 88V87H207ZM210 88V87H209ZM236 88V87H235ZM21 89V88H20ZM223 89V88H222ZM221 89V90H222ZM259 90V89H258ZM207 91L209 92V89H207ZM223 91H224V89H223ZM235 91H237V90H235ZM234 91V92H235ZM238 91H240V90H238ZM22 92V91H21ZM210 92H211V90H210ZM221 92V91H220ZM196 93V92H195ZM222 93V92H221ZM231 95H234L233 94V90H230V92H229ZM235 93H240V92H235ZM247 93V92H246ZM210 94V93H209ZM209 94H207V95H209ZM17 95H18V93H17ZM26 95V94H25ZM28 95V94H27ZM200 95H199V97H200ZM206 95V94H205ZM204 95V96H205ZM250 95V94H249ZM203 96V97H204ZM233 98L234 97H238L239 98V96H237V94L235 95V96H232ZM241 97V96H240ZM253 97V96H252ZM251 97V98H252ZM238 98H236L237 100H238ZM250 98V99H251ZM240 99V98H239ZM253 99H257L256 97L254 98L253 97ZM251 100L252 102H253V104L252 105H254V103H255V100ZM245 100V99H244ZM19 101V100H18ZM22 101V100H21ZM250 101V102H251ZM48 102V101H47ZM239 102V101H238ZM244 102V101H243ZM249 102V103H250ZM248 103V102H247ZM256 103H258L257 101H256ZM255 103V104H256ZM261 103H262V101H261ZM20 104V103H19ZM21 105V104H20ZM246 105V104H245ZM249 105H247V107H248ZM251 108V107H250ZM245 109V108H244ZM248 110V109H247ZM74 112H75V110H73ZM249 111V110H248ZM74 112H72L71 111V113H73L74 114ZM78 112V111H77ZM256 112V111H255ZM246 113V112H245ZM248 113V112H247ZM246 113V114H247ZM253 113V112H252ZM246 114H245V116H244V113L242 114V116H244V117H246ZM250 114V113H249ZM255 114V113H254ZM69 115H72V114H69ZM253 115V114H252ZM247 116H250V115H247ZM69 117V116H68ZM67 117V118H68ZM33 118V117H32ZM242 118V117H241ZM249 118V117H248ZM253 118V117H252ZM252 118L250 117V119H251V124H250V126L253 124L252 123ZM247 119V118H246ZM243 120H245L244 118H243ZM242 120V123L244 122ZM249 120V119H248ZM248 120H247V122H246V126H248L249 125V123L250 122H248ZM246 121V120H245ZM244 125V124H243ZM254 125V124H253ZM256 125V124H255ZM249 126V127H250ZM257 126V125H256ZM4 128V127H3ZM248 128V127H247ZM251 128V127H250ZM245 129H246V127H245ZM249 129V128H248ZM253 129V128H252ZM249 131V130H248ZM252 131V130H251ZM29 134V133H28ZM254 134V133H253ZM29 136H30V134H29ZM23 137V136H22ZM25 137V136H24ZM32 137H33V133H32ZM232 137H233V135H232ZM27 138H29V137H27ZM34 138V137H33ZM32 138V139H33ZM36 138V137H35ZM30 139H31V137H30ZM29 140V139H28ZM34 140H36V139H34ZM229 140H230V142H231V144L230 145H232V147H234L235 148V146H236V144H237V142L238 143H240L239 141H237L236 140V138H229ZM30 141V140H29ZM33 141V140H32ZM1 143V142H0ZM23 143V142H22ZM25 144L26 143H30V142H24ZM36 143H37V141H36ZM31 144V143H30ZM4 145V144H3ZM22 145H24V144H22ZM20 146L19 145V147H23V151H18L19 149H18V145H12V147L15 149V150H17L18 152H17V154L20 152V154H21V156H23L21 159H24V160H26L25 162H33L34 161V158H36V157H34V155H35V148L33 149V145H34V142H33V144H32V146H29V144H28V146H26V147H31L33 150H32V152L34 153H32L31 151H28V149H25L24 150V148H26L25 146ZM238 147H240V146H238ZM238 147H236V149H238ZM255 151V150H254ZM258 151V152H257ZM256 154H259L260 153V151L258 150V149H256ZM20 154H18V155H20ZM238 154H239V152H238ZM238 154H236L237 155V157H238ZM261 155H259V157L258 158H256L255 160H254V162H256V164L258 163V165H254L255 163L254 162H251L250 160H249V158H248V161H250L251 162V165L253 164V166H254V168H256V166H257V170H259V171H264V153H260ZM37 155L39 156V154H38V152H37ZM37 156V157H38ZM104 156V155H103ZM100 157V158H104V157ZM234 156H235V154H234ZM233 156V157H234ZM254 156V154L251 156V157H253ZM261 156V157H260ZM239 157H240V154H239ZM238 157V158H239ZM241 157H242V155H241ZM240 157V158H241ZM251 157H250V159H251ZM99 158V159H100ZM235 158V157H234ZM237 158V159H238ZM240 158L238 159V161L240 160ZM254 159V158H253ZM23 160V161H24ZM91 160V159H90ZM118 160V159H117ZM227 160V159H226ZM252 160V159H251ZM256 160H258L259 162H257ZM44 161V160H43ZM223 161V160H222ZM225 161V160H224ZM227 161H230V160H227ZM237 160H236V162H235V164H234V162H232V160L230 161L231 163H233L234 164V168L230 165L229 167H231L230 169H232V174H231V172H230V175H232L231 176V179H232V181H231V184H229L228 183V185L229 186H231V185H233L236 189H237V196H239L240 195V197H243V196H245V194H247L248 192V194H250L251 192L253 193V191H248V190H253V185H252V183H251V181H250V185H248L250 188L248 189V187L246 186V185H244V184H246L245 182H244V180L246 179V178H248V176H250L249 174L250 173H252L253 171H254V168H252L253 169V171H251L250 173H248V171H246V167H245V171L248 173L247 175L248 176H245V174H244V170H243V168H244V166L243 167H241L240 165L241 164H239V163H241V162H238ZM247 161V162H248ZM100 162H102V161H98V159H97V164L98 163H100ZM238 162V163H237ZM242 162H244V160L242 161ZM246 162V163H247ZM45 163V162H44ZM147 163V162H146ZM90 164V163H89ZM150 164V163H149ZM223 164H225L224 162H223ZM228 164H229V162H228ZM94 165V164H93ZM92 165V166H93ZM95 165H96V163H95ZM95 165H94V167H93V169L95 168ZM101 165V166H100ZM118 165V164H117ZM120 165V164H119ZM227 165V164H226ZM245 166H247L246 164H244ZM248 165H250V164H248ZM250 165V166H251ZM44 166V165H43ZM97 166H99V168L100 167H102V164L100 163L99 165H97ZM115 166V165H114ZM133 166V165H132ZM150 166V165H149ZM149 166L148 165H146V164H142L141 166H139L141 169H139V171H137V172H139L140 174H139V177L141 178H139L138 177V175H136L138 178H139V181H137V180H132L131 178H129V179H125V178H123L122 177V174H124V172L120 169V168H118L117 167V171H118V169L120 170V171H118V174L120 175V178H117V179H110L109 177L107 178V179H109V180H102V183L100 184L101 186V192H99L98 190H97V186H95L96 185V177H93L94 179H92L93 181H95L96 183H94V182H91L90 184H89V186H88V190H89V192H90V194L92 195V198H94V202H95V200H96V202L97 201H99V202H101V203H99L100 205L102 204V209L104 210V212L102 213V214H104V218H106V219H104V221L106 220V221H108V222H106L107 223V227L112 231V233H111V235L113 236L112 238H110L111 236H110V234H108L109 235V237H108V240L107 239H105V235H107V233H104V232H102L101 230H98L97 229V226L96 227H94V226H92V223H91V225H89V230H86L85 228H83V229H81V230H78V232H81V233H79V234H75L74 232H73V234H75V236L76 235H81L82 237H84L83 239H86L85 241H87V238L88 237H90V239H88V241L89 240H93V242H91V241H89L88 242V244H85V245H83L82 247L83 248H81V247H78V248H76V252L75 253H73V251H72V249H71V245L69 244V242H68V236L67 235H65V234H63V233H61V235H60V241H62V242H64V243H62V244H55V242L54 243H51L49 246H50V249L49 250H51L54 254H53V256L52 255H50V254H52V252L50 253L49 251H48V249H47V247H48V245H47V247L44 245H42L41 244V246H40V244L38 245V246H40L39 248V250H41L40 251V253L38 254L39 255V259L42 261V263H46V264H53L52 263V261L55 259L56 261H60V262H62V261H65V262H67L68 264H89V263H91V264H97V261L99 262V264H143L144 262H146L147 261V259L149 258V252L147 251V248H146V250L144 249V248H142V252H138V254H135V251L132 253V251L134 250H132V247L133 248H135V245L137 244V243H139V242H137V238H139V237H137L136 238V241L134 240V239H132L131 237H128L129 235H127V236H125V235H123L122 234V232L124 233L125 231V229H124V227L126 228V225H130V224H133V226H134V229H135V227H136V231H138L139 232V236H141V235H143V238H144V236L147 238V239H149L153 244H155V245H157V246H161V245H163L164 244V246H165V244H167V246L166 247H169L168 245V243L170 242V240H169V242H168V238H169V236H170V239H171V237H173V235L175 234H172L171 233V227L169 228V226H171V225H169V223H170V220H171V222H173L172 220H174V223H175V219H173V218H176V215L178 216H181V215H183L184 216V214L185 213H182V212H180V209H182L181 207L184 205H180V202H181V200H182V198H183V196H180L178 193H176V192H173L172 190H170L169 192H168V190H167V187H166V190L165 191H167V193L165 192L164 193V191H161V187H159L160 188V191L159 192H157L156 190V188H154V187H152V184H150L149 182H148V178L146 179V177L145 176H147L148 175V173H150L151 172V174H152V171H149L150 169H149ZM225 166V165H224ZM47 167V166H46ZM120 167H121V165H120ZM138 167V168H139ZM157 167V166H156ZM226 167V166H225ZM240 167H241V169H242V171L240 170ZM249 167V166H248ZM43 168V167H42ZM99 168L97 169V170H95L94 169V171H97V173L99 172L98 170H99ZM109 170H110V168L109 167H107ZM115 168V167H114ZM114 168H112L111 167V169H113V170H111V173L112 172H114L115 170H114ZM135 168H137V167H135ZM134 168V169H135ZM155 168V167H154ZM154 168H152V169H154ZM164 168H166V167H164ZM106 169V168H105ZM107 169V170H108ZM129 169V168H128ZM130 169H132V168H130ZM157 169V168H156ZM161 169V168H160ZM221 169H222V167H221ZM133 170V169H132ZM136 170H138V169H135L134 171H136ZM155 170V169H154ZM166 170V169H165ZM164 170V171H165ZM248 170V169H247ZM249 170H251V168L249 169ZM93 171V172H94ZM117 171H115L114 173H112V174H114V175H118V174H116V172ZM133 171V172H134ZM167 171V170H166ZM239 171H241V172H243V175H242V173H240ZM255 171H256V169H255ZM254 171V172H255ZM259 171H257L256 173H258ZM135 173V174H138V173ZM154 172V171H153ZM96 173V172H95ZM96 173V174H97ZM126 173H128V172H126ZM157 173V172H156ZM165 173V172H164ZM170 172H168V174H169ZM228 173V172H227ZM226 173V174H227ZM255 173V174H256ZM260 173V172H259ZM258 173V174H259ZM134 174V175H135ZM151 174H149L150 176H151ZM241 174V175H240ZM254 174V175H255ZM260 174H263L262 172L260 173ZM154 176L156 175V174H153ZM252 176V180H253V178L255 177L254 175H253V173L251 174ZM162 176V175H161ZM166 176H167V173H166ZM228 176V175H227ZM246 178H245V177ZM254 176V177H253ZM259 176V175H258ZM257 176V177H258ZM26 177V176H25ZM24 177V178H25ZM149 177V176H148ZM152 177V176H151ZM159 177V176H158ZM168 177V176H167ZM230 177V176H229ZM241 177H244V180H243V178L241 179ZM250 177V178H251ZM22 178V177H21ZM32 178V177H31ZM91 178V177H90ZM106 178V177H105ZM104 178V179H105ZM160 178V177H159ZM250 178L248 179V181L250 180ZM33 179V178H32ZM99 179V178H98ZM153 179V178H152ZM164 179V178H163ZM163 179H161V180H163ZM230 179V178H229ZM4 181H2V185L6 188V189H8L9 191H15V189L17 188V185L20 187V188H18V190L19 189H22L23 191H24V193L22 194V196L23 195H25L24 197H22V201L23 202H25L24 204H26L27 205V210L29 209V211L30 210H32L33 209V207L34 208H36L35 206H37V205H39L40 204V200H42L43 199V195L41 196V194H42V192L38 189V186L33 182V181H35V180H23V182H17V183H15V182H12L11 180H9V179H3ZM16 180V179H15ZM80 180H82V179H80ZM85 180V179H84ZM91 180V179H90ZM150 180V179H149ZM165 180V179H164ZM215 180V179H214ZM219 180V179H218ZM21 181V180H20ZM83 181V180H82ZM98 181V183H99V180H97ZM151 181V180H150ZM153 181H154V179H153ZM153 181H152V183H153ZM217 181V180H216ZM244 182V186H246V187H244V186H242V187H244V188H241V184ZM88 182H90L89 180H88ZM157 182V181H156ZM164 182V181H163ZM166 182V181H165ZM190 182V181H189ZM1 183V182H0ZM83 183H85V185H86V182H84L83 181ZM155 183V182H154ZM162 183V182H161ZM161 183H159L158 182V184H161ZM217 183V182H216ZM215 182H214V187H215V189H218L217 191H218V193L219 194H217V193H215V194H217V195H220V193L222 192H224V190H225V186L223 187V185H221V184H216ZM249 184V183H248ZM85 185H84V187H83V184H82V182L81 181H74L73 182V184L72 185H70V186H72V190H74L75 191V193H76V195H78L82 190H84L85 189ZM162 185V184H161ZM160 185V186H161ZM179 185V184H178ZM252 185V186H251ZM3 186H0V187H2V188H4ZM165 186V185H164ZM227 186V185H226ZM98 187H99V185H98ZM168 187H169V185H168ZM177 187V186H176ZM197 187V186H196ZM232 187V186H231ZM252 187V188H251ZM4 188V189H5ZM159 188H158V190H159ZM170 188V187H169ZM175 188V187H174ZM229 188V187H228ZM42 189V188H41ZM171 189V188H170ZM224 189V190H223ZM248 189V190H247ZM0 190H2V189H0ZM17 190V189H16ZM22 190H19V191H22ZM46 190V189H45ZM99 190H100V188H99ZM178 190V189H177ZM47 191V190H46ZM45 191V192H46ZM74 191H72V194H73V192ZM172 191V192H171ZM235 191V190H234ZM3 192V191H2ZM51 192V191H50ZM64 193L63 194H61L64 198H65V202L63 203V207L65 208V210H67V212L68 213H66V214H69L70 216L71 215H74V214H76L75 213V211L73 210V208L74 209H76L77 211H78V213L80 214L81 213V210H80V207L82 206V203L84 204V202H82V200H83V197L81 198V197H75V196H71L70 194L71 193H69V195H70V197H68L66 194H65V191H63ZM82 192H86V191H82ZM88 192V191H87ZM178 192V191H177ZM183 192V191H182ZM182 192H180V193H182ZM47 193V192H46ZM48 193H49V191H48ZM185 193V192H184ZM2 194V193H1ZM5 194V193H4ZM8 194V193H7ZM18 194V193H17ZM44 194V193H43ZM83 194V193H82ZM82 194H79V195H82ZM85 194V193H84ZM244 194V195H243ZM246 195V196H248L249 197V195ZM16 195V194H15ZM21 195V194H20ZM51 194H47V196H46V200L47 199H50V198H52L51 196H50ZM87 195V194H86ZM185 195H187V194H185ZM223 195V194H222ZM5 196V195H4ZM10 196V195H9ZM12 196V195H11ZM16 196H18V195H16ZM45 196V195H44ZM53 196V195H52ZM84 196V195H83ZM89 196V195H88ZM139 198H138V197ZM0 197H1V195H0ZM42 197V198H41ZM247 197V198H248ZM2 198V197H1ZM5 198V197H4ZM12 198H13V196H12ZM21 198V197H20ZM54 198H56V196L54 197ZM88 198V197H87ZM92 198H90V199H92ZM193 198V197H192ZM196 198V197H195ZM245 198V200H246V197H244ZM61 199V198H60ZM86 199V198H85ZM90 199H88V200H90ZM2 200H4V199H1V201ZM20 200V199H19ZM43 200H45V199H43ZM55 200V199H54ZM59 200V199H58ZM58 200H56V201H58ZM0 201V206L3 208V206H4V208L5 207H8V208H12V210H13V212L15 211L16 213L15 214H18V216H19V214H22L23 213V211H22V209H20L21 211H19V208H16V207H11L10 205H7V204H5L4 202H1ZM7 201V200H6ZM49 201V200H48ZM48 201H46L47 203H48ZM63 201V200H62ZM86 201V200H85ZM194 201V200H193ZM230 201V200H229ZM43 201H41V203H42ZM60 202H61V200H60ZM182 202H185V201H182ZM192 202V201H191ZM201 202V201H200ZM200 202H198V200H196V201H194V203H193V205L195 206V207H197V206H201L200 208H198L199 210H201V208H202V204L200 203ZM50 203H51V201H50ZM87 203V202H86ZM187 203H188V201H187ZM190 203V202H189ZM203 203V202H202ZM220 204H221V202H219ZM218 203V204H219ZM24 204H22V205H24ZM89 204H90V201H89ZM186 204V203H185ZM231 204V203H230ZM42 205H43V203H42ZM48 205V204H47ZM46 205V206H47ZM49 205H51V204H49ZM55 205H56V202H55ZM86 205H88V203L86 204ZM96 205V204H95ZM232 205V204H231ZM248 205V201H247V204H246V206ZM250 205H251V203H250ZM15 206V205H14ZM90 206V205H89ZM187 206V205H186ZM218 206V205H217ZM26 207V206H25ZM42 207V206H41ZM100 207V206H99ZM224 207V206H223ZM228 206H225L224 208L227 210V213H228V211H229V213H230V209H228L227 208ZM0 209V215H1V217L4 219L3 220V224L5 225V226H9L10 225V223H11V221L10 220H8L7 218H6V216L2 213V211L1 210H3V209ZM16 208V209H15ZM38 208V207H37ZM44 208V207H43ZM46 208H48V207H46ZM52 208V207H51ZM50 208V209H51ZM82 210H84V207L82 206ZM180 208V209H179ZM252 207H249V205H248V209L250 210ZM42 209V208H41ZM54 209V208H53ZM57 209V208H56ZM97 209V208H96ZM185 209H187V207L185 208ZM191 209V208H190ZM197 209V208H196ZM26 210V209H25ZM44 210H46V209H44ZM90 210V209H89ZM184 209H182V211H183ZM248 210V212H250ZM29 211H28V213H29ZM38 211H40V210H38ZM50 211V210H49ZM91 211V210H90ZM89 211V212H90ZM93 211V210H92ZM91 211V212H92ZM95 211V210H94ZM191 211V210H190ZM190 211H186L187 212V215H188V213L190 212ZM217 211V210H216ZM20 212H22V213H20ZM41 212V211H40ZM46 212V211H45ZM51 212H53V211H51ZM74 212V213H73ZM96 212V211H95ZM218 212V211H217ZM216 212V213H217ZM246 212V211H245ZM4 215H2V214ZM50 213V212H49ZM63 213V212H62ZM78 213L76 214V215H78ZM196 213V212H195ZM231 213H232V211H231ZM230 213V214H231ZM234 213V212H233ZM33 214V211H32V213L30 212V215H32ZM39 214V213H38ZM43 214V213H42ZM57 214V213H56ZM66 214H64V217H66L67 215ZM83 214V213H82ZM165 214L167 215L168 214V217H170V218H172V219H168L169 221H167V219H165V218H168V217H165V218H163L164 216H165ZM245 214H247V212L246 213H244V215ZM253 214V213H252ZM51 215V214H50ZM55 215V214H54ZM60 214H58V216H59ZM66 215V216H65ZM91 215V214H90ZM94 215V214H93ZM191 215V214H190ZM189 215V216H190ZM194 215V214H193ZM192 215V216H193ZM232 215V214H231ZM247 215H250V217L249 216H247V217H249V219L251 218V213L249 214H247ZM60 216H63L62 214L60 215ZM182 216V217H183ZM189 216L187 217V216H184V217H187V220H188V218H189ZM192 216L190 217V219L192 218ZM195 216V215H194ZM233 216V215H232ZM254 216V215H253ZM29 217V216H28ZM31 217V216H30ZM29 217V218H30ZM68 217V216H67ZM71 217H73V216H71ZM76 217V216H75ZM92 217V216H91ZM94 217V216H93ZM103 217H101V218H103ZM183 217V218H184ZM19 218V217H18ZM51 218V217H50ZM56 218V217H55ZM57 218H59V217H57ZM56 218V219H57ZM77 218V217H76ZM229 218H231L230 220H227L226 221V224L227 225H225L226 227H228V225H230L235 219L233 218L232 219V217L231 216H229ZM246 218V217H245ZM255 218V217H254ZM56 219H54L53 218V220L55 221ZM59 219H62L61 217L59 218ZM59 219H57V220H59ZM64 219V218H63ZM72 219V218H71ZM79 219V218H78ZM100 219V218H99ZM182 219V218H181ZM186 219V218H185ZM193 219V218H192ZM253 219V218H252ZM2 220V219H1ZM53 220L51 221V222H53ZM89 220H90V218H89ZM95 220V221H94ZM102 221H103V219H101ZM4 221H5V223H4ZM92 221L93 222H97V221H99V220H97L96 221V219L94 218V219H92ZM103 221V222H104ZM181 221V220H180ZM186 221V220H185ZM193 221V220H192ZM57 221H55V222H53V223H56ZM102 222V223H103ZM167 222V225H169L168 227L167 226H164V225H166L165 223ZM169 222V223H168ZM187 222V221H186ZM190 222V221H189ZM238 222V221H237ZM249 222H251V221H249ZM50 223V222H49ZM101 223V224H102ZM106 223H103V224H106ZM253 223V222H252ZM251 223V224H252ZM48 224V223H47ZM97 224V223H96ZM178 224V223H177ZM191 224V223H190ZM14 225V224H13ZM252 225H254V223L252 224ZM12 226V225H11ZM51 226V225H50ZM172 226H174L175 227V224L174 225H172ZM236 226V225H235ZM234 226V227H235ZM20 227V226H19ZM19 227H17L16 226V228L18 229ZM56 227V226H55ZM59 227V226H58ZM128 227V226H127ZM174 227H172V228H174ZM189 227V226H188ZM230 227H231V225H230ZM14 228V227H13ZM21 228V227H20ZM104 228V227H103ZM130 228V227H129ZM236 228V227H235ZM4 229V228H3ZM54 229V228H53ZM52 228H49V227H46V232H47V235H50V236H53L57 231H54ZM79 229V228H78ZM87 229H88V227H87ZM105 229H106V227H105ZM124 229V230H123ZM130 229H132V227L130 228ZM230 229H232V228H230ZM19 231L21 230V229H18ZM73 230V229H72ZM71 230V231H72ZM98 230V231H97ZM123 230V231H122ZM177 230V229H176ZM176 230H174V231H176ZM234 230V229H233ZM237 229H235L234 231H230V237L232 238V240H234V241H237L236 239H238V238H240V237H238L239 235V232L237 233V231L239 230H237ZM22 231V230H21ZM74 231H76L75 229H74ZM107 231V230H106ZM110 231V232H111ZM134 231V230H133ZM132 231V232H133ZM108 232V231H107ZM110 232H108V233H110ZM137 232V233H138ZM58 233V232H57ZM134 233H136L135 231H134ZM136 233V234H137ZM140 233H141V235H140ZM227 233V232H226ZM60 234V233H59ZM69 234H71V233H69ZM131 234H133V233H131ZM136 234H135V236H136ZM228 234H229V232H228ZM72 235V234H71ZM241 235V234H240ZM2 236L3 235H0V248L1 247H3V245H5V243L3 244V240H2ZM8 236V235H7ZM15 236V235H14ZM81 236H78V238L80 237V239L82 238ZM98 236H101V237H103L105 240H106V242H105V240H103L104 242L103 243H98L97 242V238L99 239L100 237H98ZM132 236H134V235H132ZM175 236V235H174ZM10 237V236H9ZM19 237V236H18ZM44 237V236H43ZM56 237V236H55ZM77 237V236H76ZM85 237H87V238H85ZM5 238V235H4V237H3V239ZM58 239H59V237H57ZM107 238V237H106ZM109 238H110V240H109ZM142 238V237H141ZM145 238V239H146ZM175 238V237H174ZM200 238V237H199ZM228 238V237H227ZM9 239V238H8ZM50 239V238H49ZM53 239V238H52ZM195 239H197V238H195ZM229 239V238H228ZM42 240V239H41ZM100 240V239H99ZM231 240V241H232ZM6 241V240H5ZM7 241H9V243H10V239L9 240H7ZM29 241V240H28ZM53 241H55V240H53ZM173 241H174V239H173ZM173 241L170 243V244H172L173 243ZM241 241V239L239 240V242ZM29 242H31V241H29ZM37 242V241H36ZM43 242H45V240H43ZM47 242L49 243V241L47 240ZM51 242V241H50ZM137 242V243H136ZM143 242V241H142ZM8 243V242H7ZM66 243V244H65ZM67 243L69 244V245H67ZM233 243V242H232ZM236 243H238V241L236 242ZM242 243V242H241ZM47 244V243H46ZM84 244V243H83ZM142 244H144V243H142ZM234 244V243H233ZM239 244V243H238ZM82 245V244H81ZM141 245V244H140ZM230 245V244H229ZM229 245H228V248H230L229 247ZM243 245V244H242ZM6 247H7V245H5ZM10 246V245H9ZM76 246V245H75ZM75 246H72V247H75ZM85 246V247H84ZM149 246V245H148ZM156 246V247H157ZM150 247V246H149ZM165 247V248H166ZM49 248V247H48ZM163 248V247H162ZM75 249V248H74ZM139 249H141V248H139ZM38 250V249H37ZM136 250H138V249H136ZM223 250H225V249H223ZM141 251V250H140ZM227 251V250H226ZM49 252V253H48ZM235 253V252H234ZM51 257H50V256ZM216 255V254H215ZM220 255V254H219ZM155 258V257H154ZM218 262H219V264H239V263H237V256H234L233 258L232 257H229V256H223V257H219L218 259ZM247 262V261H246ZM153 263V262H152ZM203 263H204V261H203ZM251 264H252V262H250ZM249 263V264H250ZM154 264V263H153Z\"/></svg>",
	"mask_w": 264,
	"mask_h": 264
}]
</instances>
